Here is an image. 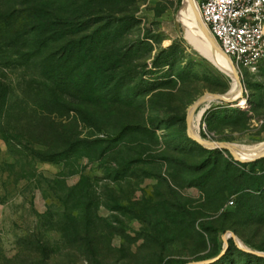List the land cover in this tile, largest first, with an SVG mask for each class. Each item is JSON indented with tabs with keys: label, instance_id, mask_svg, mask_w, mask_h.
<instances>
[{
	"label": "rangeland",
	"instance_id": "374dc122",
	"mask_svg": "<svg viewBox=\"0 0 264 264\" xmlns=\"http://www.w3.org/2000/svg\"><path fill=\"white\" fill-rule=\"evenodd\" d=\"M41 2L76 7L98 33L92 59L58 70L50 40L38 48L47 13L0 0V264H264L234 242L264 254V156L188 132L189 107L236 84L195 49L183 0ZM236 71V98L198 105L193 129L257 146L264 69Z\"/></svg>",
	"mask_w": 264,
	"mask_h": 264
},
{
	"label": "built area",
	"instance_id": "2783aa9c",
	"mask_svg": "<svg viewBox=\"0 0 264 264\" xmlns=\"http://www.w3.org/2000/svg\"><path fill=\"white\" fill-rule=\"evenodd\" d=\"M196 4L212 39L237 69H264V0H197Z\"/></svg>",
	"mask_w": 264,
	"mask_h": 264
},
{
	"label": "trees",
	"instance_id": "16d2710c",
	"mask_svg": "<svg viewBox=\"0 0 264 264\" xmlns=\"http://www.w3.org/2000/svg\"><path fill=\"white\" fill-rule=\"evenodd\" d=\"M44 5L45 3H42L41 0H36V5L33 6L32 9V11H35V17L40 16L42 12L47 13L39 18L35 27L36 30L38 28L40 35L38 39L39 49L48 45V41L50 40L49 49L45 52L44 59L51 57H53L51 59L55 61L58 59V61H60L56 64L58 70L64 65V62L71 59L75 62L81 60V64L84 61L92 59L93 57L90 58L91 55L88 57L85 54L86 50H84V46L92 45L95 42L94 38L98 33V29L95 27L97 23L96 19L87 17L86 14L77 11L76 7L69 8L73 11H68L65 14H55L53 10L45 9ZM86 29H91V32L89 34L90 36L86 38L87 41H84V38L79 36V34ZM87 47L89 48L90 46ZM97 61L99 63V59H97ZM103 70L104 66L100 64L96 75L103 73ZM212 152L214 153L216 151L213 150ZM224 165L226 172L230 173L229 177L236 178L237 172L230 167V164L225 163ZM229 241L232 242L231 239H229Z\"/></svg>",
	"mask_w": 264,
	"mask_h": 264
},
{
	"label": "bare ground",
	"instance_id": "6f19581e",
	"mask_svg": "<svg viewBox=\"0 0 264 264\" xmlns=\"http://www.w3.org/2000/svg\"><path fill=\"white\" fill-rule=\"evenodd\" d=\"M183 10L186 15L192 20L193 26L196 29L198 33H200V40L197 43L195 49L202 55H204L211 63H213L216 67H218L223 73L226 75L230 76V68L228 65L224 63L223 58L220 56L219 52L215 49L208 48L206 44L203 42L202 38L212 40V37L210 33L208 32L207 28L203 24L200 14L198 11V7L196 4L195 0H183ZM233 82L236 84V82L233 80ZM238 89L237 85L233 87L231 92H228L230 96L235 97L237 95ZM201 104V103H200ZM198 104V105H200ZM196 106H190L187 112V124L189 129L191 130L190 136L194 138L195 140L197 139L195 134V130L193 129V122L191 119V113L193 112L192 110L196 108ZM199 137V136H198ZM200 138V137H199ZM201 142L205 145L208 146L211 144V142H205L200 138ZM228 142V147L229 149L235 154L236 157L241 158L243 160H250L253 159L261 154V152L264 150V143L257 145V146H238V145H231ZM226 145V144H225ZM223 144L222 146L225 147Z\"/></svg>",
	"mask_w": 264,
	"mask_h": 264
},
{
	"label": "water",
	"instance_id": "95a60500",
	"mask_svg": "<svg viewBox=\"0 0 264 264\" xmlns=\"http://www.w3.org/2000/svg\"><path fill=\"white\" fill-rule=\"evenodd\" d=\"M180 10L182 11V2H181ZM196 33H198V32H196ZM200 37H201V36H200ZM202 39H203V42L206 44V46H207L208 48L215 49V50H217V51L219 52L220 56H221V57L223 58V60H224V63H225L226 65L229 66V68H230V77L236 82V85H237V88H238V87L240 86V82H239V78H238V74H237L236 68L234 67L232 61L229 59V57H228L225 53H223V52L219 49V47L217 46V44L214 42L213 39H212V40L205 39V38H202ZM228 91H229V90H228ZM228 91H227V92H224V93H207V94H204V95L201 96L199 99H197V101H196L194 104H192L191 107H192V106H196V105H198V104H200V103H203V102H205V101H211V100H216V101H218V102L234 100V99L236 98V96H235V97L230 96V95L228 94ZM187 125H188V124H187ZM188 132L191 133V130L189 129V127H188ZM190 133H189V134H190ZM195 136H196V138H197L196 141H198L200 144L204 145V144L201 142V140H200V138L198 137V135L195 134ZM193 139H194V138H193ZM223 144H224V145L226 144L224 148L228 149L229 152H230V154H231L235 159H238V157H236L235 154H234V153L229 149V147L227 146V145H228V142H211V144L208 145V146H209V147H223V146H222ZM262 156H264V150L261 152V154H260L259 156L255 157V158L262 157ZM240 159H241V158H240ZM253 159H254V158H253ZM224 240H226V238H225ZM234 242H235V244H236L239 248H241V249H243V250H245V251H250V252H252V253H254V254L264 256L263 253H260V252H258V251H254V250H250L249 248H247V247H245V246H243V245H240V242H238L236 239H234ZM202 262H203V263H207L208 260H204V261H202Z\"/></svg>",
	"mask_w": 264,
	"mask_h": 264
}]
</instances>
